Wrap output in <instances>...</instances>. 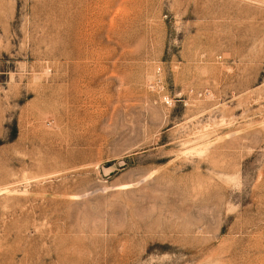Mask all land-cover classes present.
Returning <instances> with one entry per match:
<instances>
[{
	"label": "rangeland",
	"instance_id": "obj_1",
	"mask_svg": "<svg viewBox=\"0 0 264 264\" xmlns=\"http://www.w3.org/2000/svg\"><path fill=\"white\" fill-rule=\"evenodd\" d=\"M0 264H264V0H0Z\"/></svg>",
	"mask_w": 264,
	"mask_h": 264
}]
</instances>
